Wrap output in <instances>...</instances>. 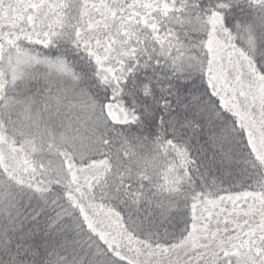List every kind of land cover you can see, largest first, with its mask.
<instances>
[{"label":"snow or ice","instance_id":"snow-or-ice-1","mask_svg":"<svg viewBox=\"0 0 264 264\" xmlns=\"http://www.w3.org/2000/svg\"><path fill=\"white\" fill-rule=\"evenodd\" d=\"M0 264H264V0H0Z\"/></svg>","mask_w":264,"mask_h":264}]
</instances>
